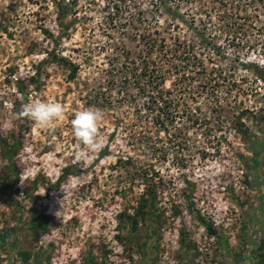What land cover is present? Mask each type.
Listing matches in <instances>:
<instances>
[{"label":"rangeland","instance_id":"1","mask_svg":"<svg viewBox=\"0 0 264 264\" xmlns=\"http://www.w3.org/2000/svg\"><path fill=\"white\" fill-rule=\"evenodd\" d=\"M66 2L60 19L54 0H0V138L18 144L12 160L0 146V264H264V0ZM18 83L65 115L19 118ZM88 107L108 152L78 161L71 120ZM153 185L132 242L118 215ZM37 214L48 230L30 233Z\"/></svg>","mask_w":264,"mask_h":264},{"label":"trees","instance_id":"2","mask_svg":"<svg viewBox=\"0 0 264 264\" xmlns=\"http://www.w3.org/2000/svg\"><path fill=\"white\" fill-rule=\"evenodd\" d=\"M54 2L56 3V6L59 9V17L60 19L66 17L70 12V8H69V4L66 2V0H54ZM56 60L57 58L54 57ZM63 59V58H62ZM70 77L74 78V75L77 71L76 66L74 65H70ZM260 77L264 80V74H259ZM34 79V78H32ZM151 86L154 89H157V93L156 94H152V93H147L148 95V106L152 107V103L156 104L158 103V98L160 99H164V96L162 94V88H161V83L157 82L156 84L149 82V84L143 85L142 89H146L147 86ZM18 89L21 93V95H23L24 100L26 99V95L27 92L25 90V87L21 84L18 83ZM157 95V96H156ZM157 97V98H156ZM241 133L243 134V136H251V131L248 127H239ZM0 146L2 148L3 151V155L4 157H6L8 160H12L15 153H16V147L18 146V144H14L13 148L12 147H8L6 141H4L3 139L0 138ZM251 154H252V158H251V162L249 163L247 157L245 156H241L243 158V162L246 165L247 168V172H249L251 169H256L260 166V155H261V149H259V147L256 144H252L249 148ZM108 152V148H104L101 152L102 155L106 154ZM130 158H128L126 160L127 163H131L129 160ZM121 161V158L119 159V162ZM11 163V162H10ZM7 172H8V177L10 180V186L14 185L17 183L18 181V171L16 170L15 165L13 164V162L7 167ZM69 173V169L66 168L65 171L63 172V174L60 176L59 179H62L63 177H65L67 174ZM260 177V176H259ZM57 180V183L60 182V180ZM259 180V179H258ZM37 187V182L34 183L33 188ZM155 186L153 185L152 187H148L147 190H145L142 195L140 196V199L137 201L136 206L132 207V211L133 213L130 212H121L118 215V222L119 224L122 226H125V230L127 232V239L128 240H132V242L137 241L136 238V233L139 231L138 228V221L139 219L142 217L145 220H153L156 216H154V211H152V209L154 208V204H155V199L156 196V188H154ZM35 217H33L31 219L30 222H28V224H26L29 228V232L30 233H41V232H45L48 230V226H49V219L48 216L46 214H37L34 215ZM201 219V218H199ZM202 220V219H201ZM23 228H25V226H23L22 224L17 225L15 232L21 231ZM209 234H214L215 230L212 226H210V224H208V226H206ZM152 231V230H151ZM152 234V233H151ZM117 239L120 241H123L124 238L121 236H117ZM9 241V235L7 233L1 234L0 235V246H3L5 244H7ZM16 241L17 238H15L12 241V246L14 247L16 245ZM139 241V240H138ZM184 241V239H183ZM260 247H264V240L261 241V245ZM22 256L26 259L28 258V253L27 251H24L22 253ZM37 264H41L40 261V255L37 256Z\"/></svg>","mask_w":264,"mask_h":264},{"label":"clouds","instance_id":"3","mask_svg":"<svg viewBox=\"0 0 264 264\" xmlns=\"http://www.w3.org/2000/svg\"><path fill=\"white\" fill-rule=\"evenodd\" d=\"M21 99L19 118H27L40 128H46L65 115V107L62 103L54 101L36 100L29 98L24 102ZM104 119V112L99 108H83L73 114L71 128L79 145L85 147L87 152L77 151L75 157L78 161L83 160L88 153L99 152L104 143L100 124Z\"/></svg>","mask_w":264,"mask_h":264}]
</instances>
